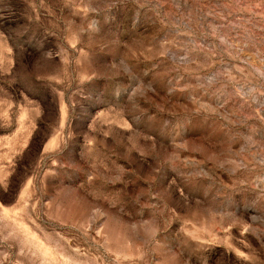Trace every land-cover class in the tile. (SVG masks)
<instances>
[{
	"label": "rangeland",
	"instance_id": "rangeland-1",
	"mask_svg": "<svg viewBox=\"0 0 264 264\" xmlns=\"http://www.w3.org/2000/svg\"><path fill=\"white\" fill-rule=\"evenodd\" d=\"M0 264H264V0H0Z\"/></svg>",
	"mask_w": 264,
	"mask_h": 264
}]
</instances>
